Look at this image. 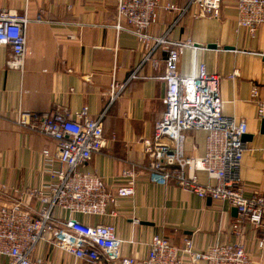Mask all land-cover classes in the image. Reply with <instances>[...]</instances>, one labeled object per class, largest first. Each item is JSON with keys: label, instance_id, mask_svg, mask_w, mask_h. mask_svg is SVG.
<instances>
[{"label": "crops", "instance_id": "crops-1", "mask_svg": "<svg viewBox=\"0 0 264 264\" xmlns=\"http://www.w3.org/2000/svg\"><path fill=\"white\" fill-rule=\"evenodd\" d=\"M188 0H160L182 8ZM0 6L13 14H25L26 53L22 68L6 65L10 49L0 45V206L18 200L27 188H40L54 181L58 168L56 142L52 138L15 123L18 109L46 112L57 106L71 113L88 108L92 118L103 114L105 148L92 155L82 171L103 178L112 191L124 181L121 171L135 165L134 194L118 197L115 217H76L86 223H112L121 240V256L143 258L154 235L167 238L177 247L190 237L196 250L235 240L230 230L233 207L220 200L201 199L172 181L152 182L146 173L148 158L144 140L153 135L154 123L164 111L165 52L161 47L152 60L142 64L144 48L128 30H116V0H0ZM189 12L175 23L177 13L158 9L149 34L166 31L172 41H190L178 62L184 76L197 74L200 64L208 73L220 76L221 111L243 118L247 124L246 149L239 175L244 195L264 192V133L251 90L256 87L264 102V25L253 34L236 23L233 0H222L218 17H193ZM129 29L127 23H123ZM214 44L215 47H210ZM233 69L238 76L230 78ZM122 87L110 100L111 86ZM206 132H184L186 156L204 154ZM48 150L53 161L44 160ZM200 183L208 181L204 171L195 172ZM16 190V191H15ZM24 201L35 206L34 200ZM111 207V206H110ZM259 233L243 227L242 241L248 254L257 258ZM36 256L45 264H83L63 250L40 243ZM0 264L8 258L0 256Z\"/></svg>", "mask_w": 264, "mask_h": 264}, {"label": "built area", "instance_id": "built-area-1", "mask_svg": "<svg viewBox=\"0 0 264 264\" xmlns=\"http://www.w3.org/2000/svg\"><path fill=\"white\" fill-rule=\"evenodd\" d=\"M221 2L188 0L179 8L169 2L161 4L160 0H116L115 28L137 36L144 48L142 64L151 60L155 66L154 51L161 47L165 52L164 74L160 77L166 85L165 108L154 123L152 138L142 144L148 158L145 169L149 179L157 183L172 181L201 199L227 202L236 209L230 223L235 240L196 250L190 237H184L183 245L177 247L167 238L154 235L145 257L121 256L118 251L121 240L112 223L90 224L76 217H115L117 211L113 206L117 198L134 194L135 165L121 171L124 181L114 191L102 177L82 171L92 155L106 146L103 114L92 118L86 106L73 113L59 106L46 112L18 109L17 125L55 140V158L59 165L53 171L54 181L40 188H27L20 192L18 200L0 206V256L7 257L8 264H45L35 254L40 243L63 250L83 264H264V192L254 191L245 196L239 175L246 149L242 139L247 132L246 121L222 113L217 73H208L204 64L199 65L197 74L184 76L178 72L184 48L193 47L190 41L169 40L168 31L161 36L148 32L157 20L159 8L175 11L176 23L193 5L197 7L193 17H218ZM233 2L238 26L253 34L258 25H264V0ZM27 21L25 14H13L0 6V45L10 49L6 61L9 68H22ZM238 75V70L233 69L230 78ZM121 89L113 82L110 100L115 99ZM251 98L258 117L264 118V102L258 98L256 87L251 90ZM188 130L206 132L202 156L185 155L184 132ZM41 153L46 163L53 161L48 150ZM196 171H204L208 181L200 183ZM24 197L34 200L35 206L31 208ZM245 225L259 233L257 258L248 254L242 241Z\"/></svg>", "mask_w": 264, "mask_h": 264}, {"label": "water", "instance_id": "water-1", "mask_svg": "<svg viewBox=\"0 0 264 264\" xmlns=\"http://www.w3.org/2000/svg\"><path fill=\"white\" fill-rule=\"evenodd\" d=\"M209 46L210 47H215L214 44H210ZM262 132L264 133V119L262 120ZM246 138H247V135L244 134L243 137H242L243 141H245ZM207 200L210 201L211 199H207ZM232 213H233L234 216H236V209L235 208L232 209Z\"/></svg>", "mask_w": 264, "mask_h": 264}]
</instances>
